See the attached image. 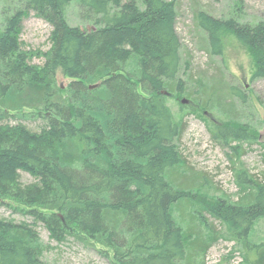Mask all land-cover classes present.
I'll use <instances>...</instances> for the list:
<instances>
[{"label":"trees","instance_id":"1","mask_svg":"<svg viewBox=\"0 0 264 264\" xmlns=\"http://www.w3.org/2000/svg\"><path fill=\"white\" fill-rule=\"evenodd\" d=\"M21 1L24 7L0 22V206L33 223L0 217V264H49L38 223L59 243L74 237L100 246L111 264H189L188 246L202 238L188 243L174 216L184 195L168 177L184 132L167 105L182 66L175 3ZM76 1L93 16V30L68 23ZM30 12L53 27L46 53L22 50L20 24ZM195 25L210 56L222 55L223 37L232 34L254 57L252 78L264 79V21L242 24L201 11ZM37 55L43 66L31 64ZM59 71L71 80L65 90ZM177 86L182 90L181 80ZM28 121H40L38 131ZM214 137L254 139L244 126L228 125ZM21 171L35 181L23 184ZM238 177L250 189L239 201L217 200L204 210L242 242L249 264H264V241L249 240L264 218V182L247 172Z\"/></svg>","mask_w":264,"mask_h":264},{"label":"rangeland","instance_id":"2","mask_svg":"<svg viewBox=\"0 0 264 264\" xmlns=\"http://www.w3.org/2000/svg\"><path fill=\"white\" fill-rule=\"evenodd\" d=\"M167 1L177 7V33L182 43V66L177 82L169 87L172 96L167 98V105L184 128L177 142L180 161L168 177L184 195L174 208V216L187 233L188 243L194 242L197 236L202 238L188 246L192 254L188 261L189 264H249L242 242L232 239L227 225L204 210V205L217 200L239 201L242 194L250 190L241 184L240 173L247 172L249 178L264 182V79L252 78L256 71L254 57L232 34L223 37V54L210 56L206 34L195 25V16L206 11L216 18L234 17L242 24L255 25L264 21V0ZM22 7L21 0H0V22ZM66 18L72 27L87 31L95 28L93 16L79 1L68 7ZM52 31L50 23L30 12L20 24L22 50L36 54L48 52L52 46ZM30 62L43 66L45 59L37 55ZM179 80L182 90L177 86ZM70 83L59 71L57 84L65 90ZM183 100L188 102L183 104ZM26 124L38 131L41 122ZM227 125L244 126L254 139H216L217 129ZM243 178L242 182L248 181L246 175ZM20 180L23 184L35 181L23 171ZM0 217L33 223L30 215L4 206H0ZM36 230L43 243L51 248L43 255V260L49 264H111L98 245L74 237L59 243L51 238L42 223H38ZM249 240L264 241V218L256 221ZM195 245L196 250H191ZM205 247L206 253H203Z\"/></svg>","mask_w":264,"mask_h":264},{"label":"water","instance_id":"3","mask_svg":"<svg viewBox=\"0 0 264 264\" xmlns=\"http://www.w3.org/2000/svg\"><path fill=\"white\" fill-rule=\"evenodd\" d=\"M96 87H98V85L91 86L90 88H91V89H94V88H96ZM187 102H188L187 100H183V101H182L183 104H186Z\"/></svg>","mask_w":264,"mask_h":264}]
</instances>
